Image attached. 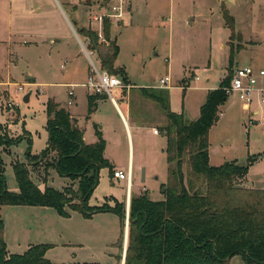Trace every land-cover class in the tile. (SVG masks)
<instances>
[{
  "label": "rangeland",
  "instance_id": "374dc122",
  "mask_svg": "<svg viewBox=\"0 0 264 264\" xmlns=\"http://www.w3.org/2000/svg\"><path fill=\"white\" fill-rule=\"evenodd\" d=\"M136 4L133 24L116 26L118 38L111 32L120 49L116 64L126 70L132 84L124 80L127 85L124 93L115 96L126 116V108H130L137 124V131L133 133L134 190L146 187L151 199L161 200V184L176 183L171 174L176 164L166 159L167 141L161 132L168 119L161 105L144 97L141 88L158 86L160 78L170 75L171 86H174L169 92L171 108L183 111L186 120H195L192 114L199 111L197 105L204 87H219L225 76L230 78L231 70L238 67L264 69V0H136ZM224 10L235 21L233 37L226 26ZM86 16L84 6L71 0H0V122H4L0 128L14 137L28 132L31 138L23 139L3 153L11 191L19 188L13 168L16 161L30 164L31 176L41 188L61 185L58 172L53 167L47 168L50 156H40L49 137L46 128L49 99L74 108L72 111L86 136L90 137L97 128L104 131L108 139L107 153L114 164L124 171L128 168L130 140L113 102L109 98L98 99L99 110L86 119L88 105L81 83L87 80L89 60L74 33L76 29L83 39L79 29L86 25ZM56 39L59 41L54 42ZM231 47L236 52L233 65L229 67ZM108 54H111L110 47L103 44L93 57L100 59ZM105 69L114 73L108 67ZM115 75L123 79L120 74ZM64 83L77 85L74 97L69 95L73 84ZM230 85L231 81L228 88ZM19 87L24 89V94L19 92ZM30 89L33 93L26 103L23 98ZM229 98L226 105L229 114L215 127L213 141L214 145L224 142L228 153L245 164L250 147L254 151L264 150V104L259 103L261 113L256 116L253 115L254 101L251 109L245 110L240 93L234 92ZM12 101L13 108L9 106ZM68 101L74 102L73 105ZM11 108L13 110H9ZM20 116L25 123L10 128ZM28 151L31 158L26 156ZM143 168L147 181L142 180ZM189 168L186 161V174ZM60 180L64 179L60 176ZM66 180V185L74 184L71 179ZM196 182L201 190L206 187L201 179ZM236 184L243 186L241 178ZM126 190V180H113L109 169L103 168L89 204L124 201ZM6 210L7 205L0 206V217ZM104 252L97 262L119 264V258L114 256L113 259L110 255L118 252L117 249L110 247ZM231 264H244L242 256H234Z\"/></svg>",
  "mask_w": 264,
  "mask_h": 264
},
{
  "label": "trees",
  "instance_id": "16d2710c",
  "mask_svg": "<svg viewBox=\"0 0 264 264\" xmlns=\"http://www.w3.org/2000/svg\"><path fill=\"white\" fill-rule=\"evenodd\" d=\"M223 15L232 31L230 37H233L235 21L228 11L224 10ZM79 32L91 39V48L98 50L100 45L95 32L86 27H81ZM106 36L111 54L101 57V60L96 56V61L102 68H110L128 82L126 70L115 67L120 49L111 37V25L108 23ZM235 52L231 47L229 67L233 65ZM233 73L231 70L230 78L225 77L218 88L208 92L200 116L194 121L186 120L183 112L171 109L167 90L141 88L144 97L158 102L167 114L168 122L161 132L167 140V161L170 164L175 161L176 164L171 171L176 183L171 186L161 184V200L151 199L148 191L132 194L124 264H231L236 255L242 256L244 264H264V189L236 184L238 179L248 174L259 156L250 155L244 165L236 160L217 166L210 164V129L218 122L219 108L229 97L226 87ZM103 98L106 96L88 95L89 114L96 110V101ZM46 108L49 138L40 156H50L47 168L53 167L61 177L71 179L77 186L70 184L57 189L46 185L42 189L31 176L30 164L16 161L13 168L19 190H9L3 153L23 139L31 138L25 130L27 134L14 137L0 128V206L53 207L65 217L70 215L68 208L80 211L85 217L112 211L120 217L123 242L126 203L116 202L114 207L106 203L99 206L89 204L100 183L101 169L109 168L113 175L114 166L105 156L106 140L102 132L97 129L98 140L86 143L84 131L68 110L52 99L48 100ZM26 156L31 158V151ZM186 161L193 178L184 171ZM200 179L206 185L202 190L196 182ZM4 228V220L0 218V264H53L46 257L51 244H33L23 253H10ZM119 260H122L121 256Z\"/></svg>",
  "mask_w": 264,
  "mask_h": 264
},
{
  "label": "crops",
  "instance_id": "0c3cea01",
  "mask_svg": "<svg viewBox=\"0 0 264 264\" xmlns=\"http://www.w3.org/2000/svg\"><path fill=\"white\" fill-rule=\"evenodd\" d=\"M231 1L235 2L236 0H229V2ZM135 10H137L136 0H132V7H131V14L129 17V22L126 24H122V25L131 26L133 24V20L135 17V14H134ZM115 30H116V26L112 27L111 32L114 35H115ZM115 37L118 38L117 34L115 35ZM115 65L116 67H119L117 66L116 62H115ZM128 82H129V78H128ZM84 83L85 81L81 83V86L85 88V96H86V101L88 105V95L90 93L84 86ZM64 84L72 85L73 83H64ZM129 84L132 85L130 82ZM262 85L264 86V79L262 80ZM76 86L77 85L73 84L71 86L73 87L71 91L75 92L74 87ZM153 87L158 88L157 86H153ZM172 87L174 86L172 85L170 88ZM170 88H166L168 92H170ZM204 88H205L204 89L205 91H204L203 97L198 102V105H197L199 108V111L193 112L192 114V116L194 118L196 117V119L200 116V109L206 100L208 92L218 87L212 86V87H204ZM158 89H163V88H158ZM69 95H70V91H69ZM105 99L109 100L107 97ZM259 99H260V95L255 94L254 100H253L255 110L253 112V115H256V116H258L261 113V109H259L260 108ZM149 100L153 101L152 99H149ZM229 100L230 98L228 97L226 102L220 106L219 108L220 118L218 122L210 129L209 156H210L211 165L217 166L227 161H233V160H236L237 163L240 164L238 161H241L238 157H233L232 155L228 153V149L225 148L223 145L224 142H219L217 144L215 143L214 145V141H213L215 127H217V125L221 123V121L224 120L229 114V110H228L229 108L226 107ZM73 103H71L70 105H73ZM59 104L61 105V107H64L66 110H68L71 113L72 117L76 119L78 126L81 128V125L79 124L78 119L75 117V113H73L72 111L74 110V108H69L65 103L59 102ZM68 104H69V101H68ZM113 105L117 108V111L120 115L121 124L126 132V135L129 137V140H130L129 158H128L127 164L128 166L132 165L133 169L135 170L136 151H135V146H134L133 133H134V130L135 132L137 131V124L134 121L132 111L130 110L129 107L126 108L127 109V116H126L124 112L122 111V109L120 108L119 104L113 103ZM170 107L172 106L170 105ZM99 108H100L99 103H97L96 110L93 111L91 114H89L87 110L86 119L91 118V115L94 112H97ZM175 112L182 113L183 111H180V112L175 111ZM251 120L256 121L255 119H251ZM3 123L0 122V124H3ZM24 123L25 122L23 121L21 117V119L16 124L14 125L12 124L10 128H12V126L18 127ZM81 129L83 130V128ZM96 130L91 132L90 137L86 136L84 132V140L86 143H94L98 140V137L96 135ZM100 131L102 132L103 137H104V131L102 130ZM21 133L18 132V134H21ZM105 140H106L105 156L114 166L113 171L122 170L116 167V165L114 164V159H112L109 153H107L108 139L105 138ZM113 141L116 142L115 140ZM166 146H167V143L165 145V148ZM165 148H164V152H165ZM250 155H257L259 157L250 166L248 174L243 179H241L243 182L242 185L246 188L264 189V150L254 151V149L250 147V149H248V154L245 159L246 163ZM166 159H167V156H166ZM240 165H244V164H240ZM57 175L59 177L58 183L61 181V185L60 187L58 186L56 187L57 189H63V187L66 186L65 181H67L66 180L67 178L61 177V179H64L62 181L60 180V175L58 173ZM111 177L113 180L119 181L118 179H115L113 177L112 173H111ZM145 180L147 181V176ZM18 190H15V191H18ZM142 190L148 191L146 187L142 189L139 188V190H134V184H133V187L131 188V190L127 188L125 200L124 201L119 200V201L121 203L123 202L126 203V209H127V203L129 202V206H130V200H131L132 194L139 195L142 193ZM106 204H108L111 207H114L116 205V202L113 200H110V203H106ZM90 205L99 206V205H94V204H90ZM68 210L70 212V215L65 217V216L60 215L57 212V210L53 207L30 206V205H7L6 212H3L4 214H1L0 218L4 220V224H5L4 237H5V241H6L9 252L10 253H23L29 248L30 245L46 243V244H51L50 249L46 253V257L49 258L53 264H83L85 262L101 261L100 256L104 252V250L106 249L108 250L110 247H112L113 250L117 249L118 252H115L113 254L110 253L111 257H113L114 259V256H116L117 258L121 256L122 260L119 262V264H124L127 245H128V235H127V244H125L126 228H125L124 239L122 242V224H121L120 217L118 216L117 213L112 212V211H107V212L96 213L92 217H85L83 213H81L78 210H70L69 208ZM128 229H129V225H128ZM114 246H116L117 248H115ZM104 253H106V251Z\"/></svg>",
  "mask_w": 264,
  "mask_h": 264
},
{
  "label": "built area",
  "instance_id": "2783aa9c",
  "mask_svg": "<svg viewBox=\"0 0 264 264\" xmlns=\"http://www.w3.org/2000/svg\"><path fill=\"white\" fill-rule=\"evenodd\" d=\"M74 4L83 5L85 8L86 25L84 27L91 29L98 38V44H108L109 40L106 36V23L114 26H120L129 22L131 14L132 0H71ZM59 4V2H58ZM74 33L77 37L82 51L86 54L89 60V74L84 86L90 94L105 95L114 104H118V99L115 94L121 96L125 86L124 80L115 74L110 73L102 68L96 58V49L91 48V39L88 37L79 36L76 29ZM62 67H65L62 65ZM199 79V76H196ZM264 79V69L256 70L252 66L238 67L234 70L231 85L226 88V92L230 95L234 92L240 93L244 98L243 106L246 110L251 109L255 93L260 95L259 101L264 104V86L262 80ZM171 77L167 75L159 79L158 88H170ZM19 92L24 94V89L19 87ZM70 96H75L73 91H70ZM72 101H69L71 104ZM14 101L10 102L9 106L13 108ZM9 110H13V109ZM259 112V110H258ZM113 177L118 180H126L127 188L131 190L134 184V169L129 165L127 170H114ZM130 206L127 203L126 209V225L129 220ZM129 223V222H128ZM127 244V238L125 239Z\"/></svg>",
  "mask_w": 264,
  "mask_h": 264
},
{
  "label": "water",
  "instance_id": "95a60500",
  "mask_svg": "<svg viewBox=\"0 0 264 264\" xmlns=\"http://www.w3.org/2000/svg\"><path fill=\"white\" fill-rule=\"evenodd\" d=\"M59 40L58 39H56V40H54V42H58ZM27 79L28 80H30V79H32V76L31 75H29L28 77H27ZM32 93H33V90L32 89H30L28 92H27V94L24 96V98H23V100H24V102H29L30 101V98H31V96H32ZM146 179V174H145V169L143 168V171H142V180H145ZM128 222H129V220H128ZM127 222V225H126V238H127V235H128V223Z\"/></svg>",
  "mask_w": 264,
  "mask_h": 264
}]
</instances>
